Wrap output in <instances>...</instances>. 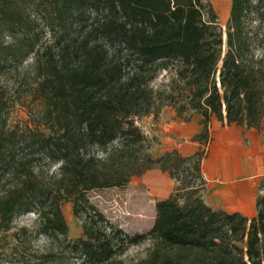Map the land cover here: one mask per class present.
Returning <instances> with one entry per match:
<instances>
[{"label":"trees","instance_id":"trees-1","mask_svg":"<svg viewBox=\"0 0 264 264\" xmlns=\"http://www.w3.org/2000/svg\"><path fill=\"white\" fill-rule=\"evenodd\" d=\"M226 34L224 46L209 0H0V264H124L145 241L137 264H264V194L251 220L214 210L202 173L213 117L262 128L264 0H232ZM21 84L39 110L11 128ZM166 107L184 122L202 116L193 156H152L136 122ZM154 169L177 185L147 233L92 203ZM67 203L81 238L68 237ZM31 213L36 227L16 226Z\"/></svg>","mask_w":264,"mask_h":264},{"label":"crops","instance_id":"crops-1","mask_svg":"<svg viewBox=\"0 0 264 264\" xmlns=\"http://www.w3.org/2000/svg\"><path fill=\"white\" fill-rule=\"evenodd\" d=\"M202 119L195 114L190 122H184L174 109L166 107L159 114L155 129L147 132L154 140L152 156L159 158L174 150L186 157L196 154L201 146L194 137L202 130ZM210 137L202 165L207 182L205 203L214 210L255 218L258 197L264 194V122L261 129H246L213 117ZM141 177L146 178L156 202L167 199L177 185L169 174L158 169Z\"/></svg>","mask_w":264,"mask_h":264},{"label":"rangeland","instance_id":"rangeland-1","mask_svg":"<svg viewBox=\"0 0 264 264\" xmlns=\"http://www.w3.org/2000/svg\"><path fill=\"white\" fill-rule=\"evenodd\" d=\"M215 9L219 22L223 28L224 46L227 40V23L230 16L228 14L220 15L218 11V4L216 0H209ZM231 8V5H230ZM31 61L24 65L27 69ZM163 73L158 80V84L167 79ZM18 95L22 99L23 104H18L14 107L9 116V126L11 128L19 125L24 126L29 124L30 114L37 113L38 106L31 96L29 86L25 84L17 85ZM158 119V118H157ZM153 115L143 117L137 120L136 124L141 131L151 140L152 147L154 140L151 134L147 132L155 129L157 120ZM145 177H134L131 183L122 189H109L90 194L92 203L106 216V218L113 224L119 226L129 234H145L151 230L156 218V200L157 197L150 193L145 182ZM62 211L65 220L69 226V239L74 240L83 237L82 222L78 220L73 214V207L71 203L63 204ZM37 225V215L28 214L16 221L17 227L27 226L34 228ZM37 246L43 250L48 246V240L45 237L37 239ZM152 247L150 241H145L138 246L131 247L120 260L124 264H137L138 262L147 258ZM64 264H69L65 262ZM70 264H75L71 262Z\"/></svg>","mask_w":264,"mask_h":264},{"label":"bare ground","instance_id":"bare-ground-1","mask_svg":"<svg viewBox=\"0 0 264 264\" xmlns=\"http://www.w3.org/2000/svg\"><path fill=\"white\" fill-rule=\"evenodd\" d=\"M220 15L228 14L230 11L231 0H216Z\"/></svg>","mask_w":264,"mask_h":264}]
</instances>
